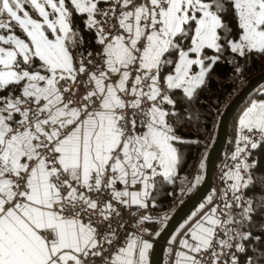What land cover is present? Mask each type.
<instances>
[{
	"label": "snow or ice",
	"instance_id": "obj_1",
	"mask_svg": "<svg viewBox=\"0 0 264 264\" xmlns=\"http://www.w3.org/2000/svg\"><path fill=\"white\" fill-rule=\"evenodd\" d=\"M253 53L264 0H0V264H153L170 217L151 210L198 143L177 126L226 54ZM261 146L264 98L165 264H264Z\"/></svg>",
	"mask_w": 264,
	"mask_h": 264
},
{
	"label": "trees",
	"instance_id": "obj_2",
	"mask_svg": "<svg viewBox=\"0 0 264 264\" xmlns=\"http://www.w3.org/2000/svg\"><path fill=\"white\" fill-rule=\"evenodd\" d=\"M209 54L212 53L209 52ZM229 59H231V55L226 54V58L222 59L214 66L208 84L200 93L195 104L194 114L190 115V120L188 116L185 117V120L188 122L177 126L178 136L184 140L198 141V143H188L181 146L183 164L179 169V175L175 185L165 184L160 188L157 195V207L153 209L156 213L168 211L172 207L175 209L195 190L194 188L189 192L186 187L187 181L182 184L181 179L187 177V180L191 181L196 175L199 162L206 156L205 154L201 157V153L205 148V141L211 131L212 121L215 115L219 110L224 108L236 91L239 90L250 77L264 70V55L253 53L247 57H238L236 65L229 63ZM237 66L242 69V72L238 73L236 71ZM261 98H264V85L259 86L249 95L239 111L251 101ZM227 139H229V137ZM252 159L258 162L255 179L258 181L264 179V146L253 150ZM181 189H184L183 193ZM172 213L173 211L171 214ZM147 225L151 229H154L156 223H147ZM166 256L167 251L165 249L162 264H165Z\"/></svg>",
	"mask_w": 264,
	"mask_h": 264
},
{
	"label": "water",
	"instance_id": "obj_3",
	"mask_svg": "<svg viewBox=\"0 0 264 264\" xmlns=\"http://www.w3.org/2000/svg\"><path fill=\"white\" fill-rule=\"evenodd\" d=\"M264 85V70L256 73L236 91L228 103L222 109L219 117L214 139L206 153V169L204 170V181L197 186L195 190L187 196L170 215L165 231L154 243V254L152 256L153 264H162L164 250L170 234L178 228L181 222L194 210V208L210 192L213 183V172L216 163L221 157L225 142L229 133L230 124L238 114L240 107L249 95L259 86Z\"/></svg>",
	"mask_w": 264,
	"mask_h": 264
},
{
	"label": "built area",
	"instance_id": "obj_4",
	"mask_svg": "<svg viewBox=\"0 0 264 264\" xmlns=\"http://www.w3.org/2000/svg\"><path fill=\"white\" fill-rule=\"evenodd\" d=\"M244 107L238 112V114L235 116V118L233 119V121L230 124V129H229L230 136H229V133H228L227 138L229 137V139H226L225 146H224V149L222 151L221 157L218 160V162L216 163V166H215V169H214V172H213V183H212V188L211 189L218 188V187L222 186L221 185V181H220L221 168H222V165L225 162L227 156L233 150L234 138H235V134H236V122H237L238 116L241 114V112L243 111ZM221 112H222V109L219 110V112L215 115V117H214V119L212 121V128H211V131L209 132V135H208V137H207V139L205 141V148H204L203 152L201 153V157H203L207 153V151H208V149H209V147H210V145H211V143H212V141L214 139L216 126H217L219 117L221 115ZM154 213L157 214V215H161L160 213H156L153 210H151L150 214H154ZM144 227L148 228L151 231V228L147 225V223H145Z\"/></svg>",
	"mask_w": 264,
	"mask_h": 264
},
{
	"label": "rangeland",
	"instance_id": "obj_5",
	"mask_svg": "<svg viewBox=\"0 0 264 264\" xmlns=\"http://www.w3.org/2000/svg\"><path fill=\"white\" fill-rule=\"evenodd\" d=\"M197 171H198V167H197L196 173H197ZM211 190H212V189H211ZM211 190H210V191H211ZM209 193H210V192H209ZM209 193H208V194H209ZM208 194H207V195H208ZM207 195H206V196H207ZM206 196H205V198H206ZM205 198H204V199H205ZM204 199H203V200H204ZM203 200H202V201H203ZM202 201H201V202H202ZM201 202H200V203H201ZM198 205H199V204H198ZM198 205L194 208V210L198 207ZM174 210H175L174 207H172V208L169 209L168 211L161 212L160 214L163 215L164 213H167L168 215H170L171 212L174 211ZM194 210H192V211H194ZM151 215H153L154 217L157 216V214H155V213H154V214H151ZM159 227H160V224H157V223H156L155 228H154V229H151V231H154V232H155L157 229H159ZM178 227H179V226H178Z\"/></svg>",
	"mask_w": 264,
	"mask_h": 264
},
{
	"label": "crops",
	"instance_id": "obj_6",
	"mask_svg": "<svg viewBox=\"0 0 264 264\" xmlns=\"http://www.w3.org/2000/svg\"><path fill=\"white\" fill-rule=\"evenodd\" d=\"M194 69H195V66H194ZM253 101H256V100H253ZM253 101H251V102H253ZM251 102H250V103H251ZM250 103H249V104H250ZM249 104H247V105L244 107V109H245ZM244 109H243V110H244ZM153 232H154V231H153ZM167 247H168V245H166V247H165L166 251H167ZM166 259H167V256H166Z\"/></svg>",
	"mask_w": 264,
	"mask_h": 264
}]
</instances>
